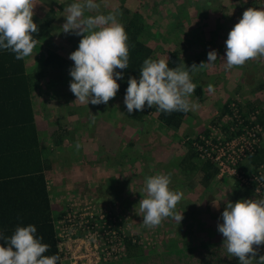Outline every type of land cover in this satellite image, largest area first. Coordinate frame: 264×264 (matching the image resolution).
<instances>
[{"label": "rangeland", "instance_id": "rangeland-1", "mask_svg": "<svg viewBox=\"0 0 264 264\" xmlns=\"http://www.w3.org/2000/svg\"><path fill=\"white\" fill-rule=\"evenodd\" d=\"M73 2L74 0H35L37 5L34 7V23H40L51 7L56 19L50 28V38L37 43L30 55L31 65L41 66L40 62L46 55V47L64 58L68 62L65 76L57 73V70H49L47 73L48 80L54 81L56 85L64 79L69 86L72 80L69 70L74 66L69 55L78 48L82 38L74 33H64L62 29L65 23L64 16L67 15L66 8ZM96 2L100 4L99 12L104 14L116 10L121 3L120 0H96ZM125 2L129 10L143 18L146 32L143 40L153 50L154 60L163 58L168 60L169 64L179 66L184 63L190 68L193 64L199 66L201 62L207 63V53L216 50L217 61L192 75L196 87L202 88L200 96L194 93L191 96V100L198 103L199 108L187 112L179 129L167 131L158 127L155 112L148 113L142 124L129 125L122 95L116 94L107 105L91 103L83 105L75 101L76 97L72 92L55 97L51 95L52 91H49L51 93L42 91V93L45 100L50 103L49 115L58 110L56 108L58 104L63 106L70 100L71 106L68 105L75 111L74 115L77 114V117H82L83 122H87V135L84 136L80 148L83 154L84 152L86 154L83 155V161L88 163V174L84 188H77L81 190V195L85 192L87 195L100 196L102 197L100 204L115 203L122 212L123 208L120 206L124 205L126 215L136 224V229L134 228L135 231L132 232L141 234V238H149L147 241L149 247L139 245L145 253L140 264L141 262L160 264L156 258L162 249L190 247L224 239L217 230V225L223 223L221 213L225 208L224 199L235 203L241 199L257 198L258 194L255 190L241 187L233 176L226 174L220 176L219 172L204 190L199 185L197 175L192 174V178H185L178 167L187 152L185 147L188 141L196 138L204 139L203 134L208 130L210 138L217 139L223 134L219 132L220 129L229 126L235 115L238 118L242 116L243 120L245 118L251 120L253 116L260 115L264 120V57L249 60L242 67H234L231 70H225L223 64V60L226 59L225 41L229 31L242 18L246 9H264V0H126ZM95 14V11L86 13V15ZM208 84L214 86L213 93L208 92ZM68 95H72V98ZM73 120V125L76 124L73 128L79 129L80 126L77 125H80V120L75 117ZM261 127L260 149L264 150V124ZM82 129L86 130L84 123ZM58 147L55 144L52 147V157L58 153ZM72 147L76 148V144L72 143ZM57 161H60L59 157ZM55 170L57 171L58 167ZM261 170L264 176V165ZM241 171L249 173L244 169ZM75 172L79 174V169ZM161 173L170 174L171 190L183 192V199L175 210L177 213H181L183 209L188 211L190 213L188 220L194 225L190 230L186 226V221L181 220L180 225L173 218H166L167 221L159 225L162 234H158V237L151 241L154 233L151 234L150 228L143 224V219L139 218L144 215L140 211L139 202L146 195L143 191L146 177ZM189 181L191 184L188 186ZM60 200L62 201L61 198ZM218 203L219 207H216L215 204ZM185 217L183 215L182 219ZM126 259L127 257L121 264H129L124 262Z\"/></svg>", "mask_w": 264, "mask_h": 264}, {"label": "clouds", "instance_id": "clouds-1", "mask_svg": "<svg viewBox=\"0 0 264 264\" xmlns=\"http://www.w3.org/2000/svg\"><path fill=\"white\" fill-rule=\"evenodd\" d=\"M36 5L35 0H0V49L10 50L17 60L32 55L38 43L33 35L39 31L33 22ZM99 9L96 0H74L66 8L62 25L64 33L82 37L78 48L69 55L74 62L69 70L72 78L69 88L75 101L83 105H107L119 90L117 80L123 78V73L115 69L129 67L128 35L118 19L122 13L117 9L104 14ZM93 11L95 15H86ZM225 45V70L264 57V9H246L229 31ZM207 58V63L193 64L190 68L184 63L169 67V61L163 58L145 59L139 79L128 78L124 96L127 112L142 111L145 105L156 106L157 111L166 114L198 109L199 104L191 100L196 89L192 75L217 61L216 50L209 51ZM207 90L215 91L212 84L207 85ZM76 148L79 150V143ZM170 183V174L146 177L143 189L146 195L139 202L145 226L157 227L168 217L177 224L181 222L183 212L177 213L175 209L183 199V192L171 190ZM256 193L257 198L235 203L224 199L223 223L217 225L227 253L238 258L239 264H264V255L258 254L259 246L264 245V192L257 188ZM215 206L219 207V203ZM0 240L6 245H0V264H57L60 260L58 254L45 255L50 245L42 242L43 237L37 235L33 224L17 226L10 237L0 233Z\"/></svg>", "mask_w": 264, "mask_h": 264}, {"label": "trees", "instance_id": "trees-1", "mask_svg": "<svg viewBox=\"0 0 264 264\" xmlns=\"http://www.w3.org/2000/svg\"><path fill=\"white\" fill-rule=\"evenodd\" d=\"M125 1L120 0V6L117 9L122 13L118 19L124 25L128 35L129 67L124 70L115 69L116 72L123 73V78L117 80V83L120 85L117 94L122 96L126 94L128 78L135 77L139 79L143 61L148 58L154 60L153 50L143 40L146 34L145 22L141 16H137L136 12L126 7ZM55 19V12L51 7L44 19L37 24L39 28L38 33L33 34L38 43L43 39L50 38V28ZM46 49V55L43 61L40 62L41 66L37 65L38 68L30 73L26 71L25 58L17 60L15 59V54L10 50L0 49V229L5 228L9 230L8 237H10L17 226L35 225L37 235L43 237L42 242L50 245V249L45 255L58 254L60 260L57 261V264H60L63 258L59 251V239L55 225L66 214L67 202L62 197L68 194L69 196H79L82 192L76 188L74 191L66 192L67 194L64 193L61 197L62 201L59 200L63 205L62 210L56 214L51 210L49 195L46 189L45 173H48L53 168L54 163L44 160L40 150L32 95L36 90L43 91L45 84L46 90L50 87V91L54 94L48 92L54 95V97L59 96L62 92L63 94H70L71 91H67L68 84L64 79L57 85L54 81L48 80L47 73H49V70H57V73L64 74L65 76L68 62L56 52L51 51L47 47ZM169 67L176 66L169 64ZM201 92V86H197L194 94L200 96ZM68 96L72 98V95ZM228 106L229 104H227ZM150 112L157 113L158 127L167 131L179 129L183 124L184 117L187 115V113L183 112L166 114L157 111L156 106L149 108L145 105L142 111L133 110L131 114L126 109V120L129 122V125H133V123L142 124L141 122L145 121L144 117ZM239 119L242 120L241 123H239ZM239 119L237 120L233 117L229 126L223 127L222 130L220 129V132L228 134L231 129H236L241 133L246 126H250L247 118L243 120L241 116ZM255 119V123L263 126L264 120L260 115L255 116ZM203 135L204 140L209 139L210 131H206ZM194 143L202 145L204 141L196 138L186 143L185 148L187 152L179 163L178 169H180L185 178H192V174L194 176L197 175L199 177V185L205 190L216 176L218 169L210 161L199 158ZM243 162L237 165V170L240 172H243L241 171L243 169L247 170L249 173H245L246 175L253 174L264 183V176L261 170L264 165V150H261L259 146ZM193 179L195 180L196 178ZM190 184L191 181L187 182L188 186ZM240 186L254 191L256 182L248 186L241 184ZM83 194L86 193L84 192ZM91 196L95 198V202L101 203L100 199L102 197ZM60 203H58L59 206ZM102 204L106 205L105 203ZM120 208H123V213L126 212L124 211L126 209L124 205H121ZM182 212L186 216L182 221H186V226L191 230L194 224L188 220L190 213L184 209ZM139 218L143 219V217ZM170 218L172 219V217ZM164 220L160 225H163L167 221L166 218ZM128 222L133 227L132 229H136L133 219H128ZM179 224L181 225V222ZM160 227L150 228L151 234L154 233L153 238H151L152 240L156 239L158 234H162ZM140 235L136 233L134 238L128 236L124 239L127 257L124 262L140 264V260L145 256L138 243L141 240ZM133 240L136 242L134 243ZM223 241L224 239L190 247L165 248L160 250L156 259L160 261V264H239L238 258L232 257L227 253ZM172 246L175 245L172 244ZM258 254L264 255L263 245L259 246ZM125 258H122V260ZM141 264L143 263L141 262Z\"/></svg>", "mask_w": 264, "mask_h": 264}, {"label": "built area", "instance_id": "built-area-1", "mask_svg": "<svg viewBox=\"0 0 264 264\" xmlns=\"http://www.w3.org/2000/svg\"><path fill=\"white\" fill-rule=\"evenodd\" d=\"M235 118L239 119L236 115ZM255 120V116L248 120L250 126L241 133L231 129L228 134L221 132L217 139L209 136L207 140L201 139L204 144H194L199 158L214 164L220 176H233L241 185L256 182V193L257 188L263 192L264 183L253 174L237 170V165L260 146L262 127ZM62 199L67 202L66 214L55 226L63 260L69 264H108L126 257L124 239L134 238L136 233L132 232L128 216L117 204H98L87 194H68ZM148 240L144 237L138 243L146 247Z\"/></svg>", "mask_w": 264, "mask_h": 264}, {"label": "crops", "instance_id": "crops-1", "mask_svg": "<svg viewBox=\"0 0 264 264\" xmlns=\"http://www.w3.org/2000/svg\"><path fill=\"white\" fill-rule=\"evenodd\" d=\"M31 60V56L25 57L27 73L35 71L38 68V66L31 65ZM68 90L69 86H67V91ZM43 91H50V88ZM32 97L35 125L39 135V146L42 156L44 160H48L53 163L55 162L53 168L50 169L48 173L46 172L47 174L45 173V182L51 210L56 214L62 210L63 205L59 202V200L64 193L72 191L78 187L84 188L86 184L85 180L88 174V163L86 164L83 161V155L86 154L85 152L83 154L82 148H79V150H77V148H73L72 143H79L81 147L83 138L87 135V122H83L82 117H77V114L74 115L75 113L73 112L75 111L72 107H70L72 103L70 100H68V102L65 101L67 103L63 106L58 104L56 107L58 110L53 112L52 115H49L48 112L50 113V111L48 107L50 103L45 100L44 93L36 90ZM74 117L77 118L78 121L80 120V125H77L80 127L77 130L73 128L76 126V124L73 125ZM75 123H77V121ZM83 123L86 130L82 129ZM65 143H67L66 146ZM54 144L59 147L65 146L64 148L58 147V153L54 154L55 158H53L54 156H51ZM58 157L60 158L59 162L57 161ZM56 167H58L57 171L55 170ZM77 169H79V174L75 172ZM58 203H60V206ZM0 233H3L5 237H8L10 231L5 228H1ZM0 245L6 246L3 240L0 241ZM61 261L60 264H66L64 262H67L66 260ZM122 262L123 260L120 259L108 264H121Z\"/></svg>", "mask_w": 264, "mask_h": 264}]
</instances>
